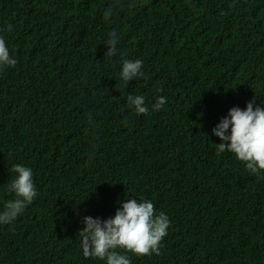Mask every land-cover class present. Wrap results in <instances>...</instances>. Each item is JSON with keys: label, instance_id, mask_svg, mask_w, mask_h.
<instances>
[{"label": "trees", "instance_id": "trees-1", "mask_svg": "<svg viewBox=\"0 0 264 264\" xmlns=\"http://www.w3.org/2000/svg\"><path fill=\"white\" fill-rule=\"evenodd\" d=\"M0 36L17 60L0 70V212L14 165L38 193L0 224V264H106L78 232L127 199L170 220L161 254L131 264H264V173L212 134L231 108L264 106V0H0ZM123 59L143 63L127 85Z\"/></svg>", "mask_w": 264, "mask_h": 264}, {"label": "clouds", "instance_id": "clouds-1", "mask_svg": "<svg viewBox=\"0 0 264 264\" xmlns=\"http://www.w3.org/2000/svg\"><path fill=\"white\" fill-rule=\"evenodd\" d=\"M112 13L111 7L105 12V19ZM12 26L8 25V31ZM119 35L116 30L109 33L106 42L107 58L117 55ZM17 60L10 54L5 39L0 36V70L14 68ZM143 63L140 59L122 60L121 80L127 85L129 81L143 75ZM162 91V89H161ZM127 101L136 114L147 115L149 107L143 95L129 94ZM166 104V98H156L151 110L158 112ZM255 99L241 110L233 107L228 115L220 120L212 134L221 141L216 145L217 154L225 152L244 164L246 170L258 177L264 173V106H254ZM16 173L8 191L14 193L15 199L4 205L0 212V224L15 221L31 205L37 197L32 169L22 165H14ZM84 227L78 232L80 246L84 257L96 258L106 264H131L126 253L142 257L160 255L162 241L168 234L170 220L166 213L157 212L151 201L127 199L115 212L114 217L107 220L84 217Z\"/></svg>", "mask_w": 264, "mask_h": 264}]
</instances>
